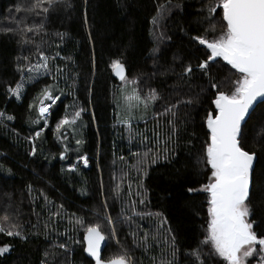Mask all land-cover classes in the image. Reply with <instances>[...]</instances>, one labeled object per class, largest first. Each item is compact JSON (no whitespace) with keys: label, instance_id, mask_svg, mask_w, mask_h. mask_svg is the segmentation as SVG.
Segmentation results:
<instances>
[{"label":"trees","instance_id":"16d2710c","mask_svg":"<svg viewBox=\"0 0 264 264\" xmlns=\"http://www.w3.org/2000/svg\"><path fill=\"white\" fill-rule=\"evenodd\" d=\"M34 2L0 0V224H15L26 237L0 234V246L11 245L0 264H94L85 255L84 237L95 223L107 239L103 259L127 250L134 264H196L190 253L205 238L208 194L188 190L208 182L206 117L216 115L218 91L234 90L227 81L239 74L221 58L210 62L207 74L198 70L208 53L192 37L211 38L212 25L219 34L222 9L209 13L214 0H67L36 15L25 11ZM34 24H43L39 34L18 31ZM41 54L48 57L47 73L35 68L43 63ZM115 60L124 64L128 80L138 79L141 96L155 90L160 99L129 110L124 96L134 86L115 78ZM187 64L190 77L183 75ZM18 83L19 100L8 91ZM45 88L59 97L47 118L39 115ZM173 104L175 117L160 115ZM77 111L75 123L58 132L60 121ZM129 119L130 129L123 123ZM242 136L245 150L257 154L253 182L259 188L264 103ZM252 208L254 230L264 235V193L252 197ZM107 215L116 224L117 242ZM202 258L204 264H227L209 246Z\"/></svg>","mask_w":264,"mask_h":264},{"label":"snow or ice","instance_id":"6c2138e0","mask_svg":"<svg viewBox=\"0 0 264 264\" xmlns=\"http://www.w3.org/2000/svg\"><path fill=\"white\" fill-rule=\"evenodd\" d=\"M61 2H67V0H35L25 11L40 15V12L48 13L54 4ZM217 9H222V21L225 22L220 33L217 34L215 25H212L211 38L208 36L192 37V40L204 46L208 53L207 58L197 64V69L207 74L210 62L219 57L235 69L239 77L234 81H227L232 84L234 90L231 92L218 91L213 101L216 115L209 112L206 117L210 141L206 144L203 162L210 166L211 175L201 189L190 188L188 191H203L208 194V220L205 238L190 255L195 258L196 264H204L202 250L204 246H209L211 254L223 258L227 264H250V258L255 260L256 264H264V235L258 236L254 230L258 225L252 218L254 215L252 197L257 191L264 193V185L258 188L252 179L254 161L258 159L256 152L245 150L241 144L242 124L249 115V110L258 98L264 99V0H214L208 11L211 14ZM20 10L17 8V11ZM156 22L154 19L153 23ZM23 23V20L19 21V24ZM42 29L43 24H34L20 27L18 31L23 35L28 32L39 34ZM7 31H13V29H7ZM158 51V48L153 49L154 53ZM41 59L43 63L37 64L35 68L36 70L42 68L47 73L49 71L48 57L41 54ZM111 67L121 81L134 86L132 92L124 96L125 105L129 110L140 105L147 109L150 104L160 99L155 90H151L146 97L141 96L139 89L135 87L139 83L138 79L128 80L125 66L120 60L113 61ZM28 71L31 72L33 69L29 68ZM192 73L191 64L183 66L185 77H190ZM209 82L211 88H219L211 77ZM22 90V83L16 84L14 88H8L9 93L17 100L21 98ZM43 97L44 99L40 101L39 115L47 118L49 109L59 97L54 96L48 88L43 90ZM44 100L51 103L45 104ZM184 103L190 104L192 101ZM177 107V104L165 107L160 115L171 114L175 117L176 112L173 109ZM4 117L5 114L0 112V119ZM79 117L80 111L74 114L72 120L65 117L57 125V131L59 132L64 126L74 124L76 118ZM6 119L10 121L14 117L9 115ZM169 122L172 123V121ZM123 123L129 129L131 128L130 119ZM35 136L39 137L40 132H37ZM76 143L79 145L81 141L77 140ZM35 154L34 146L31 155ZM60 158L64 159V156L61 155ZM80 159L85 166L88 165L86 156H81ZM152 162L155 163V159ZM70 171H75V166ZM145 175H147L146 172ZM117 192H119V186H117ZM2 220L8 221L9 216L4 215ZM107 222L112 224L110 217L107 218ZM76 223L83 224V221L77 219ZM0 234L26 239L21 231L17 230L15 224H9L8 227L0 224ZM112 234L115 235L114 228ZM84 239L87 243L85 251L95 260V264H134L127 250H122L108 259L101 258V245L106 237L99 223L90 224L86 228ZM146 239L147 235H145ZM172 241L174 245L175 237ZM60 247L63 248L65 245H60ZM10 250L11 245L0 246V256Z\"/></svg>","mask_w":264,"mask_h":264},{"label":"water","instance_id":"95a60500","mask_svg":"<svg viewBox=\"0 0 264 264\" xmlns=\"http://www.w3.org/2000/svg\"><path fill=\"white\" fill-rule=\"evenodd\" d=\"M217 59H220V58L218 57V58H216V60H217ZM221 59H222V58H221ZM225 62H226V61H225ZM226 63H227V62H226ZM125 69H126V68H125ZM126 75H127V70H126ZM114 76H115V78H116L117 80L121 81L120 78L115 74V72H114ZM262 103H264V99L258 98L257 101L253 104L252 108L249 110V115L246 116L245 121H244V123L242 124V128H243V126H245V125L247 124V122H248V120L250 119V117L252 116V114L256 111V109L258 108V106L261 105ZM257 161H258V159H257L256 161H254V171H255V167H256ZM253 174H254V172H253ZM252 179H253V177H252ZM86 247H87V243H86V241H85V248H86ZM106 248H107V239H105V241H104V242L102 243V245H101V258H102V259H103V254H104ZM85 255L87 256V258H89V259L95 264V260H94L92 257H90V256L87 254L86 251H85Z\"/></svg>","mask_w":264,"mask_h":264},{"label":"rangeland","instance_id":"374dc122","mask_svg":"<svg viewBox=\"0 0 264 264\" xmlns=\"http://www.w3.org/2000/svg\"><path fill=\"white\" fill-rule=\"evenodd\" d=\"M49 111H50V109H49ZM88 166V165H87ZM108 217H110L109 215H107L106 217H105V221L107 222V218ZM111 218V217H110ZM111 220H112V224H109L108 222H107V224L109 225V227L111 228V231L113 230V228L115 229V235H113V237H114V239H115V241L117 242V235H116V224H115V222L113 221V219L111 218ZM250 259H252V258H250Z\"/></svg>","mask_w":264,"mask_h":264},{"label":"built area","instance_id":"2783aa9c","mask_svg":"<svg viewBox=\"0 0 264 264\" xmlns=\"http://www.w3.org/2000/svg\"><path fill=\"white\" fill-rule=\"evenodd\" d=\"M48 115V114H47Z\"/></svg>","mask_w":264,"mask_h":264}]
</instances>
